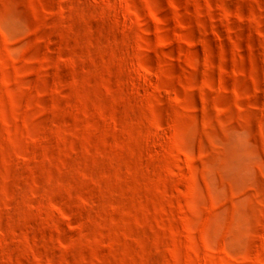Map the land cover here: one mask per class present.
Instances as JSON below:
<instances>
[{"label":"rangeland","instance_id":"1","mask_svg":"<svg viewBox=\"0 0 264 264\" xmlns=\"http://www.w3.org/2000/svg\"><path fill=\"white\" fill-rule=\"evenodd\" d=\"M0 264H264V0H0Z\"/></svg>","mask_w":264,"mask_h":264}]
</instances>
